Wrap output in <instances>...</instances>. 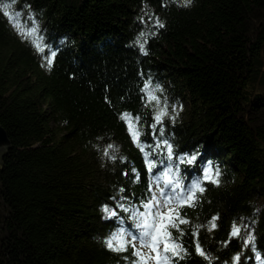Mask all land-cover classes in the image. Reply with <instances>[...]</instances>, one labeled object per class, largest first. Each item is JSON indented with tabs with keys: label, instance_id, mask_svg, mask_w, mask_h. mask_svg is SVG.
Returning <instances> with one entry per match:
<instances>
[{
	"label": "trees",
	"instance_id": "trees-1",
	"mask_svg": "<svg viewBox=\"0 0 264 264\" xmlns=\"http://www.w3.org/2000/svg\"><path fill=\"white\" fill-rule=\"evenodd\" d=\"M13 1L36 15L41 35L60 52L50 71L43 67L2 15L8 0H0V123L11 141L0 162V264L131 259L106 249L115 225L102 206H112L120 187L139 196L147 186L142 155L118 118L139 114L150 131L141 73L176 105L165 136L220 166V186L206 185L196 206L182 210L191 225H205L199 240L212 264H232L242 250L239 238L224 246L241 218L264 258V0H193L187 8L168 0ZM146 14L165 27L154 29V19L141 24ZM109 144L126 164L104 156ZM133 165L136 184L123 175ZM217 214L218 227L208 232ZM183 227L191 255L182 264H208L195 254L191 227ZM244 259L257 264L252 252Z\"/></svg>",
	"mask_w": 264,
	"mask_h": 264
},
{
	"label": "snow or ice",
	"instance_id": "snow-or-ice-1",
	"mask_svg": "<svg viewBox=\"0 0 264 264\" xmlns=\"http://www.w3.org/2000/svg\"><path fill=\"white\" fill-rule=\"evenodd\" d=\"M193 0H168V3L179 7H191ZM166 7L167 4H162ZM2 15L6 17L18 36L33 47L43 60V67L49 71L54 66L60 52L59 47L49 43L41 35L36 20L29 15L27 24L21 19L20 10L13 12L12 0L2 5ZM147 15V14H146ZM154 19L153 28L163 29L165 24L159 18L150 15L140 18V23H147ZM153 35L155 33H152ZM144 32L139 36L143 37ZM66 43V41H62ZM135 45L143 56H148L146 41L137 39ZM143 86L139 88L142 107L152 111V123L147 125L149 132L145 133L141 124V116L130 111H123L118 118L124 124L133 145L142 155L143 166L147 173V186L142 195L136 193L125 194V188L120 187L116 195L110 197L112 206H102L104 219L114 224L115 228L105 238L104 244L109 252L124 255L125 264H182L190 257L188 247L185 246L183 226L191 227L195 254L208 264H212L213 257L202 247L199 234L205 225H191V221L182 214L185 208H193L199 202V197L207 190L206 185L220 186L221 169L211 159L205 161L198 148L192 151H180L172 142L171 137L165 136V119L172 122L176 115H170L169 108L175 112L176 105H170L164 95L163 85L155 81L151 74L141 73ZM108 102L107 97H105ZM182 107V106H181ZM142 137H146L142 139ZM112 152L104 151V156L115 162L120 159L127 163V157L119 156L118 148L112 144L107 146ZM125 177H133L134 184L140 182V170L134 165L131 173L123 172ZM219 215H214L207 223V231H214L218 225ZM244 235L241 236V232ZM174 232L177 235H174ZM233 238L242 240V250L232 257V264H246L245 249H250L257 264H264L261 251L255 245V235L250 230V222L241 218V224L233 222L227 247Z\"/></svg>",
	"mask_w": 264,
	"mask_h": 264
},
{
	"label": "rangeland",
	"instance_id": "rangeland-1",
	"mask_svg": "<svg viewBox=\"0 0 264 264\" xmlns=\"http://www.w3.org/2000/svg\"><path fill=\"white\" fill-rule=\"evenodd\" d=\"M13 12H15V11H17V10H20L21 11V13H22V16H21V19L24 21V23L25 24H27V17L29 16V15H31L35 20H36V22H37V24H38V26H39V23H38V19H37V17H36V15L31 11V10H29V9H27V8H25V7H22L21 5H19L18 4V2L17 1H13V3H12V9H11ZM39 28H40V26H39ZM168 98V97H167ZM169 101V100H168ZM171 105V104H170ZM175 110H177V109H175ZM169 113H170V115H174V113H177L176 111L175 112H173V110H171L170 108H169ZM250 230L252 231V229H251V226H250ZM253 232V231H252ZM244 235V232L242 231L241 232V236H243ZM246 254H250L251 253V250L250 249H245V251H244Z\"/></svg>",
	"mask_w": 264,
	"mask_h": 264
},
{
	"label": "water",
	"instance_id": "water-1",
	"mask_svg": "<svg viewBox=\"0 0 264 264\" xmlns=\"http://www.w3.org/2000/svg\"><path fill=\"white\" fill-rule=\"evenodd\" d=\"M10 147L11 141L9 139V136L0 123V162L2 160L3 155L10 149Z\"/></svg>",
	"mask_w": 264,
	"mask_h": 264
}]
</instances>
